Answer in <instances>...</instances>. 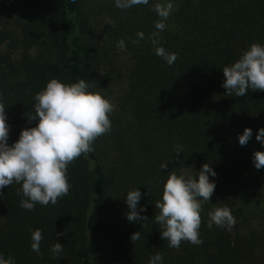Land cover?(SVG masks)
Returning a JSON list of instances; mask_svg holds the SVG:
<instances>
[{"label":"trees","instance_id":"trees-1","mask_svg":"<svg viewBox=\"0 0 264 264\" xmlns=\"http://www.w3.org/2000/svg\"><path fill=\"white\" fill-rule=\"evenodd\" d=\"M158 2L165 0L120 9L115 0H0V102L9 146L22 129L35 126L27 116L51 78L67 84L84 79L114 105L110 132L68 166L71 187L55 205L29 211L20 207L26 199L21 184L0 189L5 259L149 264L160 253L159 264H264V168L252 160L254 151L264 150L256 140L264 128V91L228 96L222 86L225 66L251 43L264 45V0H171L174 10L158 44L177 54L172 65L155 54L149 38L157 31ZM245 127L252 137L241 146ZM204 163L216 176L209 174L215 190L202 201V243L170 248L155 222V203L169 173L194 176ZM137 188V211L143 207L147 219L130 222L125 198ZM218 206L231 210L230 230L208 227V213ZM36 229L43 236L40 254L31 249ZM137 231L140 238L131 241ZM56 242L63 246L59 254L51 250Z\"/></svg>","mask_w":264,"mask_h":264},{"label":"clouds","instance_id":"clouds-1","mask_svg":"<svg viewBox=\"0 0 264 264\" xmlns=\"http://www.w3.org/2000/svg\"><path fill=\"white\" fill-rule=\"evenodd\" d=\"M141 4L147 5L148 0H115V6L120 9ZM154 10L160 19L155 21L157 31L149 38L155 46V54L172 65L177 54L159 46L158 41L159 33L165 30V21L174 10V5L171 0H165L164 3H156ZM107 23L111 24L112 21L108 20ZM137 35L140 39L144 37L142 32ZM118 47L124 48L123 40L118 42ZM222 72L225 77L222 86L228 96L234 93L235 96L243 97L249 90L264 91V45L251 43ZM89 88L90 85L84 79L67 84L51 78L35 94V112L27 116L30 121H36L35 126L22 129L18 140L11 146L7 143L9 125L6 123L5 105L0 102V189L14 182L21 184L22 195L26 197L20 201L21 208L31 211L36 204L55 205L59 198L66 196L71 187L67 177L68 166L81 155L94 151L93 142L110 132L109 114L113 112L114 105L102 94ZM251 137L252 130L245 127L238 136L239 144L247 145ZM256 140L264 149V128L258 129ZM181 150L182 146H177L175 151L180 153ZM252 160L256 169L264 168V150L254 151ZM209 174L216 176L208 163H204L194 176L169 173L163 185L162 198L155 203V208L159 210L155 222L161 225V238L167 239L168 247L178 249L182 241L193 245L202 243L199 236L202 201H210L215 190V183L210 181ZM141 195L138 188L127 192V219L130 222L147 219L141 216L145 211L143 207L137 211ZM208 215L209 228L215 224L230 230L235 224V218L227 206L215 207ZM64 234L57 233V236ZM42 238L41 230L31 232V249L38 254ZM139 238L138 231L130 236L131 241ZM62 247L61 243L56 242L51 250L59 254ZM162 260L163 256L157 253L150 258L149 264H159ZM0 264L15 262L12 257L5 259L0 255Z\"/></svg>","mask_w":264,"mask_h":264},{"label":"rangeland","instance_id":"rangeland-1","mask_svg":"<svg viewBox=\"0 0 264 264\" xmlns=\"http://www.w3.org/2000/svg\"><path fill=\"white\" fill-rule=\"evenodd\" d=\"M122 60H124V56H122ZM112 88H113V85H112ZM106 98V97H105ZM106 99H108V100H110V102L112 103V100H111V98L110 97H108L107 96V98Z\"/></svg>","mask_w":264,"mask_h":264}]
</instances>
